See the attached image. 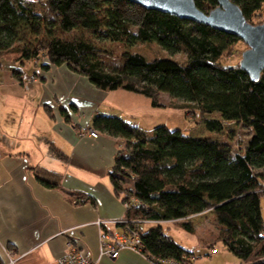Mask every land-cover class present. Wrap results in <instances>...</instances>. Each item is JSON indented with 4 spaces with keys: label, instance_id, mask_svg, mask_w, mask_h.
<instances>
[{
    "label": "trees",
    "instance_id": "trees-1",
    "mask_svg": "<svg viewBox=\"0 0 264 264\" xmlns=\"http://www.w3.org/2000/svg\"><path fill=\"white\" fill-rule=\"evenodd\" d=\"M42 1L37 11L33 2L0 0V68L3 63L16 65L11 73L20 83L22 71L17 66L26 62L41 71L65 66L99 91L139 95L153 108L163 107L159 103L163 94L180 101L177 108L202 118L217 115L218 119H204L210 133L222 132L223 122L252 132L243 151L233 154L226 143L211 137H195L166 126L147 133L116 116L92 118L91 130L123 141L108 177L116 197L128 205L123 220L138 229L141 255L152 264H191L194 253L166 235L162 224L176 222L193 234L187 219L209 211L218 229L216 238L240 264H264V70L252 81L239 65L220 64L242 41L126 0ZM230 1L249 24L257 25L253 19L264 12V0ZM194 3L202 12L217 5L216 0ZM54 29L66 35L84 30L96 41L128 48L155 43L170 56L182 55L184 62L147 59L130 50L122 53L120 66L109 67L100 57L104 52L91 42L82 37L59 38ZM42 34L44 41H27L28 36ZM73 109L71 105L69 110ZM59 111L70 123L68 110ZM53 153L67 161L58 151ZM33 172L44 187H58L57 173L40 168Z\"/></svg>",
    "mask_w": 264,
    "mask_h": 264
},
{
    "label": "crops",
    "instance_id": "crops-1",
    "mask_svg": "<svg viewBox=\"0 0 264 264\" xmlns=\"http://www.w3.org/2000/svg\"><path fill=\"white\" fill-rule=\"evenodd\" d=\"M4 64L0 68L1 263H6L11 252L18 258L16 264H56L66 243L72 242L96 264H152L130 250H122L114 260L100 254V228L95 223L120 220L125 214L108 177L114 157L124 144L99 132L92 138L85 131L91 129V120L97 114L123 120L132 115L144 117L139 110L135 115L130 108L110 101V96H121L127 102L138 99L148 105V111L151 104L122 90L111 94L99 91L65 66L41 71L33 65L34 70L24 79L21 76L20 83ZM33 77L36 80L30 82ZM71 105L73 112L69 110ZM60 108L68 110L70 123L64 121ZM144 122L138 126L142 130ZM53 149L67 161L56 158ZM36 168L57 173L58 187L49 189L40 184L33 174ZM208 213L214 223L209 211L187 220L191 223ZM104 229L115 233L121 228L106 225Z\"/></svg>",
    "mask_w": 264,
    "mask_h": 264
},
{
    "label": "rangeland",
    "instance_id": "rangeland-1",
    "mask_svg": "<svg viewBox=\"0 0 264 264\" xmlns=\"http://www.w3.org/2000/svg\"><path fill=\"white\" fill-rule=\"evenodd\" d=\"M24 1L33 2L34 8L37 11L42 9L41 6L44 3L42 0ZM253 22L256 24L264 23V12H262L260 16L255 17ZM54 32L59 38L71 39L73 37H82L83 39L91 42L97 49L104 52L100 55V57L109 67L120 66L122 64V53L130 50L143 55L147 59L172 58L175 61H179L181 63L184 62V57L182 55L170 56L155 43L138 44L133 48H128L118 43L96 41L89 33H87V31L84 30H74L72 33L67 35L60 33L58 29H54ZM45 38L46 37L43 34L37 37L28 36L27 41L35 44L38 41H44ZM245 50H247V46L243 42H238L223 56L220 60V64L224 67L238 66ZM5 66L10 67L11 69L16 67V65L12 66L7 63L4 64V67ZM17 67H19L22 71V77L34 70V66L31 62H26L24 66ZM121 92L131 97L137 96L139 100L141 99L150 104L149 100L142 96L134 95L125 91ZM111 93L112 92H110V94ZM119 97L117 98L114 95L110 96V101H113L122 107L130 108L129 110H132V113H135V115H138L137 113H139V111L141 115H144V117H141L140 115L137 117H134L133 115L132 117L128 116V118H124L125 121H128L135 126H140L142 120L145 121L144 124L146 127L144 131L147 133H150L152 129L157 126H166L171 130L179 129L183 133L190 134L195 137H211L214 140L226 143L231 148L233 154L241 153L243 151L252 134L251 131L231 122H223L222 132L217 134L210 133L205 130L204 119H218L219 117L217 115L202 118L197 112L195 113L191 112L189 109L177 108V106L181 105V102L174 101L167 95L162 94L159 97V103L162 104L163 107L153 108L152 106H149V111L148 105L146 103L142 104L137 101L138 99L127 102L125 99ZM85 133L86 132H81L80 135H84ZM262 205H264V200H262ZM212 220L213 219L210 213L194 219L191 224L193 227L198 226V229L195 227L196 232L194 234L187 233L186 231L180 229L177 223L174 225L162 224V226L166 235L170 236L185 250L194 253V259L191 264H240V261L232 253L227 251L222 242L216 238L218 229ZM147 227L148 226L144 225L142 229L145 230ZM212 250H215V254H212ZM262 262H264V260H262Z\"/></svg>",
    "mask_w": 264,
    "mask_h": 264
},
{
    "label": "water",
    "instance_id": "water-1",
    "mask_svg": "<svg viewBox=\"0 0 264 264\" xmlns=\"http://www.w3.org/2000/svg\"><path fill=\"white\" fill-rule=\"evenodd\" d=\"M144 10L156 11L181 20L202 24L213 30L240 39L247 50L242 55L239 69L252 81H257L264 70V23L249 24L238 6L230 0H216V7L202 12L194 0H126Z\"/></svg>",
    "mask_w": 264,
    "mask_h": 264
},
{
    "label": "built area",
    "instance_id": "built-area-1",
    "mask_svg": "<svg viewBox=\"0 0 264 264\" xmlns=\"http://www.w3.org/2000/svg\"><path fill=\"white\" fill-rule=\"evenodd\" d=\"M36 79L33 77L30 82H34ZM87 133L92 138H97V132L93 130H87ZM124 209L127 208V204H124ZM100 228L99 233V251L101 255L114 260L118 257L122 250H130L136 253L141 252L142 244L137 228H130L128 223L123 219L120 220H98L95 223ZM106 225H118L123 226L122 229L115 233H110L105 230ZM141 254V253H140ZM212 254H215V250H212ZM18 258L11 252L7 253V261L5 264H16ZM56 264H96L95 261L90 259L83 252L76 249L72 242L66 243V249L64 254L57 260Z\"/></svg>",
    "mask_w": 264,
    "mask_h": 264
}]
</instances>
